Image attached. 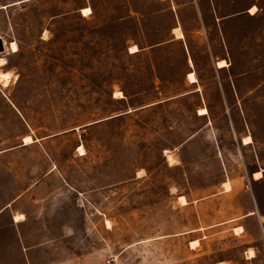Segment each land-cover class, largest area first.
<instances>
[{"label": "rangeland", "instance_id": "obj_1", "mask_svg": "<svg viewBox=\"0 0 264 264\" xmlns=\"http://www.w3.org/2000/svg\"><path fill=\"white\" fill-rule=\"evenodd\" d=\"M173 1L188 51L157 45L179 33L169 1L0 0V264H264V241L254 248L228 225L191 242L192 213L175 202L189 178L200 195L208 176H242L241 131L264 136L260 25L215 21L207 41L193 12L208 0ZM251 2L214 0L218 15ZM238 72L246 79L222 95ZM48 170L38 201L28 185Z\"/></svg>", "mask_w": 264, "mask_h": 264}, {"label": "crops", "instance_id": "obj_2", "mask_svg": "<svg viewBox=\"0 0 264 264\" xmlns=\"http://www.w3.org/2000/svg\"><path fill=\"white\" fill-rule=\"evenodd\" d=\"M162 1H169L172 4V10H170L173 13V18H175V23H173L171 27L172 31L170 32L173 33V31H179V33L176 37L172 36L168 39H163L162 41L158 42L157 45L165 46L168 43L179 40V42L188 51L190 46L187 43V38L185 35L186 30L181 19L182 10L178 5L174 4L173 0ZM262 2H264V0H252V2L242 10L218 15L216 11L218 10V5L214 3V0H208V7H206L205 9L196 7L194 9L193 16H198L200 27L204 29L207 41L208 34L213 29L215 21L217 22V24L219 23L221 28L224 27L225 23H229L234 18L237 19L238 23L241 19L251 21L253 28L258 23V25H260L258 36L256 32L253 33V37L251 40L261 41L264 40V5H262ZM188 3L190 5L193 3L197 5V0H188ZM253 7L255 9L254 12L251 13L250 9ZM243 39L244 41L246 40L247 42H249V31L243 35ZM132 47L136 48V51L134 52H137L141 49L139 47H136V45H133ZM247 48L250 50L249 46H247ZM253 48L256 47L254 46ZM243 50L245 51H243L242 56L245 57V55L248 56L250 54L246 52V48ZM134 52L131 51V53ZM239 53L241 54L240 50ZM191 56L192 55L188 53L186 64L188 65L189 70L185 74V79L187 80L188 85H192L191 91L198 92L201 91V85L199 83L200 78H198L196 70L194 69V60ZM253 56V63H262L261 53H259V56ZM218 61H225L227 66L218 68L216 66V63ZM229 64L230 63L226 57H219L215 60V67L219 71H225V69L227 70ZM190 73L194 75L196 79L195 82H190L188 80V75ZM243 75H245V72H238L236 75H230L229 78L232 80L231 86H228V84L223 85L221 88L222 95H230L231 89L229 87L235 89L234 81L236 82V80L246 79V77H243ZM207 113L208 111L206 109L205 114ZM205 114L198 113V115ZM241 132L243 133L239 136L238 146L241 159L247 170L245 173H243L242 176H240L239 178H229L228 176L224 178L220 173L214 182L209 180L208 176V190L206 189L204 193H201L200 195H194L196 189L192 187L191 178H189L188 190L179 191L176 195L175 202L186 207L188 211L192 213L190 229L187 232L191 234L198 233V235L193 236V238L196 239H193L191 242L199 241L202 238L207 239L208 236L206 235V230L222 225L230 226V230L233 233L242 236L245 240L256 242L258 245L254 244V248L261 246V242L264 241V136L261 135L260 132H258V136H256V133H252L251 135L245 130ZM247 136L250 137V142L244 143L243 138ZM213 152V144L212 142H210V140H208L209 156ZM218 156L221 155H219L218 153V155L215 156L217 157L216 159H218ZM209 159L210 158H208V161ZM255 161H258V164H256ZM50 173L51 170H48L43 174L40 173L35 176L34 181L29 183L28 191L30 197L34 194V198L36 200H38L39 198L38 201L45 202L42 200V196L38 194V189H40L42 187V184L46 182ZM256 173H260V176L258 178L254 177V174ZM226 185H228V188L225 187ZM62 189L60 190V192L64 191ZM181 197L185 200L184 203L180 201ZM16 198L18 197H15L14 201L16 200ZM3 210L4 207L0 208V214ZM18 217H23V219H18ZM12 220L14 223H19L24 221L25 218L23 215L18 214L13 215ZM236 229H238L237 232ZM255 257V254L252 257L248 255L249 260Z\"/></svg>", "mask_w": 264, "mask_h": 264}, {"label": "bare ground", "instance_id": "obj_3", "mask_svg": "<svg viewBox=\"0 0 264 264\" xmlns=\"http://www.w3.org/2000/svg\"><path fill=\"white\" fill-rule=\"evenodd\" d=\"M85 12H87V13H90V9L88 8V7H86V8H84V9H82V13H83V15H85ZM6 47V46H5ZM10 49H11V51H16V45H15V43H10ZM133 49H135V51H136V48L135 47H132L131 48V51H133ZM134 52V51H133ZM1 64H3V59H0V65ZM219 64H221V62H218L217 63V65H219ZM188 77H189V79H190V81H194V76H193V74H189L188 75ZM9 78V76H8V74H4V73H2V72H0V80L2 79V80H7ZM1 80V81H2ZM24 141L25 142H29L30 141V138L29 137H26V138H24ZM243 142L244 143H248L249 141H248V139H243ZM260 176V173H256V174H254V177L255 178H258ZM16 218V217H15Z\"/></svg>", "mask_w": 264, "mask_h": 264}, {"label": "water", "instance_id": "obj_4", "mask_svg": "<svg viewBox=\"0 0 264 264\" xmlns=\"http://www.w3.org/2000/svg\"><path fill=\"white\" fill-rule=\"evenodd\" d=\"M3 50H4L3 42H2V40L0 39V52H2Z\"/></svg>", "mask_w": 264, "mask_h": 264}, {"label": "snow or ice", "instance_id": "obj_5", "mask_svg": "<svg viewBox=\"0 0 264 264\" xmlns=\"http://www.w3.org/2000/svg\"><path fill=\"white\" fill-rule=\"evenodd\" d=\"M85 14H87V12H85ZM133 51H135V49H133ZM18 219H23V217H18Z\"/></svg>", "mask_w": 264, "mask_h": 264}]
</instances>
